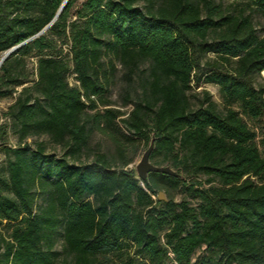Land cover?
I'll return each instance as SVG.
<instances>
[{
	"label": "trees",
	"instance_id": "16d2710c",
	"mask_svg": "<svg viewBox=\"0 0 264 264\" xmlns=\"http://www.w3.org/2000/svg\"><path fill=\"white\" fill-rule=\"evenodd\" d=\"M64 1L0 0V98L21 87L0 124V264H264V0ZM117 66L126 88L146 72L123 130L103 100ZM201 82L221 108L192 99ZM102 124L154 136L150 162L184 179L94 152ZM179 188L196 205L158 200Z\"/></svg>",
	"mask_w": 264,
	"mask_h": 264
},
{
	"label": "rangeland",
	"instance_id": "374dc122",
	"mask_svg": "<svg viewBox=\"0 0 264 264\" xmlns=\"http://www.w3.org/2000/svg\"><path fill=\"white\" fill-rule=\"evenodd\" d=\"M216 4H220L223 9L228 10L231 5V0H214ZM255 26L259 34H262L261 28L264 27V23H262V19L256 17L254 20ZM213 56L210 54H207L203 61L212 59ZM35 61L31 60L29 61L27 65V72L29 73L30 80L35 78ZM116 73L113 78V84L111 85L109 91L104 96L103 100L107 101L110 104V108L119 110L123 113V116L118 119L119 121V128L123 130V125L121 123L122 119H125L128 114L133 110L134 108V102L137 100V95L140 94V81L139 79H143L146 76L145 67H141V72L138 73L137 78L133 81L132 85H130L128 88L125 87V84L123 82V71L121 70L120 66H117ZM262 76H264V72H262ZM69 83L73 84L74 81L72 80V77H69ZM17 93L21 90V87H17L15 89ZM129 91V98L125 99V91ZM202 91L208 92L212 100L218 105L219 108H221V99L219 96V88L218 86L214 84H207L204 82H201L198 87L193 86L191 94L196 95L195 98L201 100L202 97L200 93ZM17 93H11L10 96H7L5 98H0V124L4 123L5 121V114L10 107V105L13 104ZM129 100V101H127ZM127 101V102H126ZM97 102V110L103 111L104 107L101 104L100 100H96ZM243 120L249 124L250 121L246 118L242 117ZM260 141V140H258ZM6 145L9 147H14L16 144V137L11 132L8 133L7 139H6ZM43 142L45 145V151L48 154H55L60 155V149L58 147H55L46 136L41 137H31L27 140V144L30 146V148H34L36 143ZM118 143L119 149L125 150V157L126 159L130 160L129 165L127 166L128 169H134L135 164L140 159L143 152L146 150V146L143 145L141 142H134L133 144H129L124 141V139L120 136L118 131L114 129H108L103 124L101 127L96 128L93 130L91 134V146L93 147L94 152H100L107 154L111 159L119 162V157L117 155V145ZM92 157V155L90 156ZM6 160V156L3 154V152L0 150V177L4 176L3 172V166ZM200 180L204 182L205 178L201 177ZM159 192H163L166 199L172 198L175 202H180L183 200L190 201L192 205H196V201L192 200L188 197V195L184 192L183 189H176V190H160ZM4 238L5 235L4 234ZM59 248V247H58Z\"/></svg>",
	"mask_w": 264,
	"mask_h": 264
},
{
	"label": "water",
	"instance_id": "95a60500",
	"mask_svg": "<svg viewBox=\"0 0 264 264\" xmlns=\"http://www.w3.org/2000/svg\"><path fill=\"white\" fill-rule=\"evenodd\" d=\"M67 0H65L58 12V14L61 12L62 8L64 7ZM15 50L12 49L9 51L0 61V64ZM154 148V136H152L148 147L141 155L140 159L134 166L135 173L137 175V178L143 182L147 181L148 174L157 173L162 175H167L170 177L178 178V179H184L183 176H181L177 171L171 169L168 166H155L153 165L150 160V154L153 151ZM158 200L161 202H166V198L164 196L163 192L158 193Z\"/></svg>",
	"mask_w": 264,
	"mask_h": 264
}]
</instances>
